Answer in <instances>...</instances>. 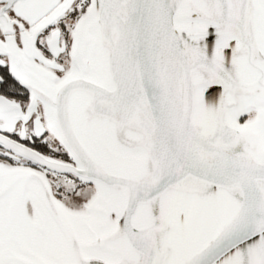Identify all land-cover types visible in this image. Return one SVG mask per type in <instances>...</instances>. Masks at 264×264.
I'll return each instance as SVG.
<instances>
[{
    "label": "snow or ice",
    "instance_id": "1",
    "mask_svg": "<svg viewBox=\"0 0 264 264\" xmlns=\"http://www.w3.org/2000/svg\"><path fill=\"white\" fill-rule=\"evenodd\" d=\"M0 264H264V0H0Z\"/></svg>",
    "mask_w": 264,
    "mask_h": 264
}]
</instances>
